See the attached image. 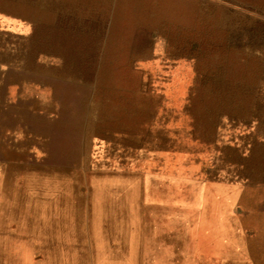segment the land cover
Masks as SVG:
<instances>
[{"label": "rangeland", "instance_id": "374dc122", "mask_svg": "<svg viewBox=\"0 0 264 264\" xmlns=\"http://www.w3.org/2000/svg\"><path fill=\"white\" fill-rule=\"evenodd\" d=\"M0 166L121 264H264V0H0Z\"/></svg>", "mask_w": 264, "mask_h": 264}, {"label": "crops", "instance_id": "0c3cea01", "mask_svg": "<svg viewBox=\"0 0 264 264\" xmlns=\"http://www.w3.org/2000/svg\"><path fill=\"white\" fill-rule=\"evenodd\" d=\"M9 184V172H5L0 166V217L3 221L0 225V243H2L0 245L10 244L13 242L11 240H14L16 244L25 246L21 250L26 264H121L120 255L125 251H132L133 248L136 250V260L140 262L144 260L143 240L135 243L107 241L81 235L83 231L79 225L77 197L74 199L75 207L74 210L73 207L71 208L70 218H65L61 211L49 219L42 213H32V215L31 211L21 218L23 221L12 218L11 208L8 205L12 194ZM62 192L63 190H60L58 195L61 196ZM29 194L30 197L35 196L36 192H29ZM28 209L30 210L31 206H28ZM167 226L166 229L169 230V225ZM160 227L162 230L165 229L164 224ZM173 236V232L170 236L168 233L161 235L160 238L163 239L162 242L166 247L160 248L163 246L161 245L156 251L162 255L165 252L166 256L163 260L167 262L173 260L171 258L174 254ZM210 236L205 238V242L202 238L200 241L202 244H207L204 251L205 259L213 261L216 256H211V259H208L206 254V249L212 245ZM134 244L136 247H133ZM129 245H132V248L129 249ZM150 245H156V242L152 241ZM151 252L153 255L156 254L154 249H151Z\"/></svg>", "mask_w": 264, "mask_h": 264}, {"label": "bare ground", "instance_id": "6f19581e", "mask_svg": "<svg viewBox=\"0 0 264 264\" xmlns=\"http://www.w3.org/2000/svg\"><path fill=\"white\" fill-rule=\"evenodd\" d=\"M166 7V8H165ZM165 7L163 6L162 8H160V9H158V8H153V9H151L150 8V12H155V13H164V11H166V12H172L173 10L170 8V7H168L166 4H165ZM131 121H133V120H131ZM137 125V124H136ZM139 125V124H138ZM129 127V126H128Z\"/></svg>", "mask_w": 264, "mask_h": 264}]
</instances>
